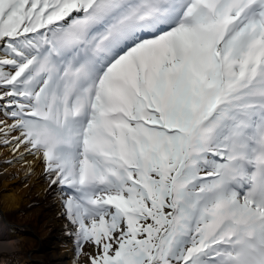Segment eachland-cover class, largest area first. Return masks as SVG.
<instances>
[{
	"label": "snow or ice",
	"instance_id": "1",
	"mask_svg": "<svg viewBox=\"0 0 264 264\" xmlns=\"http://www.w3.org/2000/svg\"><path fill=\"white\" fill-rule=\"evenodd\" d=\"M0 144L88 264H264V0H0Z\"/></svg>",
	"mask_w": 264,
	"mask_h": 264
},
{
	"label": "rangeland",
	"instance_id": "2",
	"mask_svg": "<svg viewBox=\"0 0 264 264\" xmlns=\"http://www.w3.org/2000/svg\"><path fill=\"white\" fill-rule=\"evenodd\" d=\"M15 135V134H13ZM0 146H5L0 144ZM8 152H0V165L17 161L18 153H14L11 146ZM33 172L10 170L6 178L0 179V219L7 225L21 231L23 240L17 248L0 252V261H16V264H44L42 259L47 254H62L63 264H88L87 256L81 254L77 257L74 237L69 232L74 231L73 226L63 214L64 208L58 195V188L50 192L41 202L34 201L38 194L30 186ZM47 181H49L47 177ZM34 184V183H33ZM27 192L19 207H5L3 195L10 191L24 190ZM51 205V209L46 208ZM56 234L58 238L51 240ZM50 244H48L49 242ZM92 248L84 246V252H91ZM37 256V257H36Z\"/></svg>",
	"mask_w": 264,
	"mask_h": 264
},
{
	"label": "bare ground",
	"instance_id": "3",
	"mask_svg": "<svg viewBox=\"0 0 264 264\" xmlns=\"http://www.w3.org/2000/svg\"><path fill=\"white\" fill-rule=\"evenodd\" d=\"M10 149L11 148L6 145L0 146V152L9 153V151H11ZM20 153H24L23 148L20 149ZM14 169L19 173L20 171L33 172L30 186H32L38 194V197L34 200L36 202H41L42 199L50 192L57 189V185H51L50 182L47 181V174L44 171V164L34 155L24 153L22 159L19 157L17 161L10 162L8 164H1L0 179L6 178L9 175V171ZM28 186L29 185L25 186L24 190L18 189V191H14L10 189V191H7L3 195L5 207L16 208L20 206L22 201H26V199L23 200V196L27 192L26 189ZM46 208L50 210L51 205H47ZM21 233V231H18V229L14 228L13 226L7 225L3 219H0V252L17 248L19 242L24 238L23 234ZM54 238H58V236L54 234L51 240ZM48 244H50V242ZM62 258H64L62 254H47L44 256L42 261L44 264H63L61 261Z\"/></svg>",
	"mask_w": 264,
	"mask_h": 264
},
{
	"label": "trees",
	"instance_id": "4",
	"mask_svg": "<svg viewBox=\"0 0 264 264\" xmlns=\"http://www.w3.org/2000/svg\"><path fill=\"white\" fill-rule=\"evenodd\" d=\"M0 264H16V261H0Z\"/></svg>",
	"mask_w": 264,
	"mask_h": 264
}]
</instances>
